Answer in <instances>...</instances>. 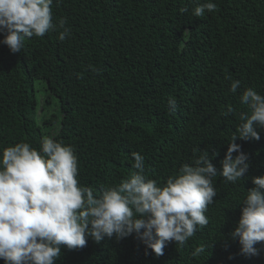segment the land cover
Returning <instances> with one entry per match:
<instances>
[{"label":"trees","instance_id":"trees-1","mask_svg":"<svg viewBox=\"0 0 264 264\" xmlns=\"http://www.w3.org/2000/svg\"><path fill=\"white\" fill-rule=\"evenodd\" d=\"M197 2L207 0H61L52 13L54 22L66 20L65 40L50 31L26 37L12 53L0 33V155L19 142L39 150L51 137L74 149L79 184L94 194L138 171L133 152L159 186L204 150L218 153L212 163L221 170L240 113L250 114L240 95L247 88L264 95V0H212L217 10L200 17L192 14ZM53 98L61 117L47 116ZM229 105L235 111L225 116ZM258 131L259 140L235 141L248 156L245 178H213L208 225L183 246L170 242L156 256L135 233L89 238L82 249L62 247L55 264H264V242L248 256L230 236L252 178L264 175V128ZM199 246L205 251L194 256Z\"/></svg>","mask_w":264,"mask_h":264},{"label":"clouds","instance_id":"clouds-1","mask_svg":"<svg viewBox=\"0 0 264 264\" xmlns=\"http://www.w3.org/2000/svg\"><path fill=\"white\" fill-rule=\"evenodd\" d=\"M61 0H0V33L12 53H20L25 38L43 37L58 32L63 41L70 35L66 20L53 21L52 6ZM212 0L197 2L192 9L196 17L212 13ZM188 8H181L187 12ZM63 29V31H60ZM240 81H232L235 94ZM40 99H43L40 98ZM240 102L249 113L241 112L242 121L228 145L218 170L207 150L183 164L163 186L145 173L144 157L133 152L134 171L119 185L94 194L90 186L80 185L78 159L71 146L45 137L39 150L27 142L3 149L0 155V259L5 264H55L62 247L82 249L91 238L100 243L107 238L119 241L133 233L156 256L163 255L170 242L183 246L197 231L208 225L205 213L214 203L217 191L213 178L235 184L249 170L248 156L236 139H260L264 128V95L247 88ZM175 112L177 101L168 100ZM235 109L229 105L225 116ZM53 137V133H50ZM233 153H239L233 157ZM254 188L247 190L244 207L235 229L230 233L241 245V254L258 255L255 245L264 242V175L253 177ZM205 251L199 246L193 252Z\"/></svg>","mask_w":264,"mask_h":264},{"label":"rangeland","instance_id":"rangeland-1","mask_svg":"<svg viewBox=\"0 0 264 264\" xmlns=\"http://www.w3.org/2000/svg\"><path fill=\"white\" fill-rule=\"evenodd\" d=\"M43 87V81L40 79H37L35 81V88L39 89L40 87ZM43 96L39 95V98H42ZM47 116L49 115H59L60 117L62 116L61 113V108L58 106V102L55 98H53L52 106L47 110Z\"/></svg>","mask_w":264,"mask_h":264}]
</instances>
